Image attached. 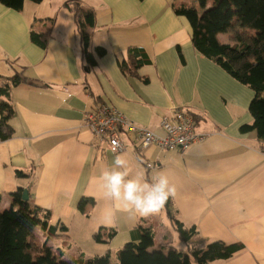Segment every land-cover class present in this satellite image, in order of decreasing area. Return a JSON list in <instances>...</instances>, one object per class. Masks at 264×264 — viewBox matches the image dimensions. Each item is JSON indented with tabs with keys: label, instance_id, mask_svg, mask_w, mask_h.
I'll return each instance as SVG.
<instances>
[{
	"label": "crops",
	"instance_id": "crops-1",
	"mask_svg": "<svg viewBox=\"0 0 264 264\" xmlns=\"http://www.w3.org/2000/svg\"><path fill=\"white\" fill-rule=\"evenodd\" d=\"M64 1L25 0L20 10L0 3V86L15 74L22 77L9 90L13 133L0 140V207L11 206V192L18 187L30 186L28 200L50 212L49 224L67 227L48 240L63 260L108 252L111 264H118V249L69 256L67 236L87 239L98 229L103 237V229H113L105 241L110 244L119 235L136 239L141 226L153 231L152 248L188 253L221 241L238 248L228 258L204 264H264V151L254 131L240 129L252 122L248 106L254 92L193 47L190 24L174 6L198 9V4L80 0L94 14L87 28L88 60ZM47 29L44 46L31 40V31ZM96 47L105 53L98 56ZM101 104L157 133L160 119L182 108L194 116L202 139L186 150L140 149L124 131V149L112 153L83 123L85 113ZM117 155L129 161L132 175L143 171L149 181L158 172L169 177L176 189L171 210L184 227H194L191 240L179 238L165 207L130 216L105 198L99 176ZM146 162L153 167L146 168ZM82 199L88 202L80 209Z\"/></svg>",
	"mask_w": 264,
	"mask_h": 264
},
{
	"label": "trees",
	"instance_id": "trees-1",
	"mask_svg": "<svg viewBox=\"0 0 264 264\" xmlns=\"http://www.w3.org/2000/svg\"><path fill=\"white\" fill-rule=\"evenodd\" d=\"M24 1L0 0V3L13 10H20ZM192 1L198 4V9L195 5L178 4L174 6V12L188 20L191 42L198 52L212 59L230 76L253 90L254 95L248 106L252 122L242 125L240 129L254 131L264 151V0ZM65 5L74 14L82 40L83 55L92 60L91 53L87 50L90 41L87 28L93 25L94 14L89 9L82 12L79 0H72V5ZM222 34L228 37L225 41L220 37ZM48 35V29L40 33L30 32L31 40L40 46L45 45ZM95 50L98 56L105 53L103 47H96ZM20 81L22 77L15 74L0 86V140L9 138L13 133L9 119L14 110L9 90L11 85ZM16 174L25 176L20 170ZM29 188L30 186L28 190ZM23 190L18 187L11 192V206L0 210V264H111L108 252L92 258L79 257L74 261L61 259L62 251L57 253L47 244L49 237L66 231L67 227L60 222L49 224L50 212L24 200ZM87 202V199H82L78 204L79 208L83 209ZM170 206L168 200L164 207L179 238L185 242L191 240L195 235L194 227H184L174 217ZM36 227L46 233L41 248L37 246L34 235ZM137 230V238L126 242L117 251L118 264H204L214 259L228 258L238 248L235 244L227 245L221 241L210 242L204 249H191L188 253L172 246L166 249L152 248L154 233L151 228L139 226ZM107 234V237H112L114 230L109 229ZM94 237L100 241L101 232L98 231Z\"/></svg>",
	"mask_w": 264,
	"mask_h": 264
},
{
	"label": "built area",
	"instance_id": "built-area-1",
	"mask_svg": "<svg viewBox=\"0 0 264 264\" xmlns=\"http://www.w3.org/2000/svg\"><path fill=\"white\" fill-rule=\"evenodd\" d=\"M83 123L92 132L97 143L104 144V149L112 153H119L124 149L121 139L124 131L133 134L140 149L156 145L161 150H186L202 139L196 131L194 116L182 108H176L170 116L160 119L159 133L136 125L104 104L86 112ZM145 167L152 168L153 164L146 162Z\"/></svg>",
	"mask_w": 264,
	"mask_h": 264
},
{
	"label": "clouds",
	"instance_id": "clouds-1",
	"mask_svg": "<svg viewBox=\"0 0 264 264\" xmlns=\"http://www.w3.org/2000/svg\"><path fill=\"white\" fill-rule=\"evenodd\" d=\"M99 185L105 198L117 202L118 210L130 216L159 212L176 192L174 184L163 172H158L151 181L143 171L132 175L129 161L121 155L101 172ZM107 216H114V212L109 209Z\"/></svg>",
	"mask_w": 264,
	"mask_h": 264
},
{
	"label": "rangeland",
	"instance_id": "rangeland-1",
	"mask_svg": "<svg viewBox=\"0 0 264 264\" xmlns=\"http://www.w3.org/2000/svg\"><path fill=\"white\" fill-rule=\"evenodd\" d=\"M81 6V10L82 12H85L88 10V8L84 7L81 3V1L79 0ZM65 3H70L72 5V0H66L64 1L63 5ZM66 6V5H65ZM67 7V6H66ZM47 18V17H46ZM51 19L54 18V17H50ZM221 39L223 41L226 40L227 35L226 34H222L220 35ZM2 207H5L6 206V203H2L1 204ZM0 210H3L1 207H0ZM109 229L107 230H104L103 229V233H105V235L103 237H100V241H98L94 236V234L91 236V237H87V239H83L81 237H76L75 235L73 236H67L66 240H67V245H66V248L68 249L67 251V254L69 256H72V257H76V256H79L81 254H84L87 256V257H91V256H94L95 254H99L102 250L104 251V249L108 250L110 249L111 251H115L116 249H121L123 248V246L125 245L126 242L129 241V239H127V236L126 235H119L117 236L110 244H106L105 241L107 240V235H106V232H108ZM96 232H98V229L96 230ZM35 238L37 240V246L39 248L42 247V243L45 242V237L43 238L42 237V232H41V229L39 227H37L35 229ZM50 239V238H49ZM52 239V238H51ZM50 239V241H51ZM50 241L47 245L50 244ZM68 243L70 244V247L68 245ZM109 246V247H107ZM66 248H64L63 250L65 251ZM74 264V263H73Z\"/></svg>",
	"mask_w": 264,
	"mask_h": 264
},
{
	"label": "water",
	"instance_id": "water-1",
	"mask_svg": "<svg viewBox=\"0 0 264 264\" xmlns=\"http://www.w3.org/2000/svg\"><path fill=\"white\" fill-rule=\"evenodd\" d=\"M22 198H23L24 200H28V191H27V189H24V190H23Z\"/></svg>",
	"mask_w": 264,
	"mask_h": 264
}]
</instances>
